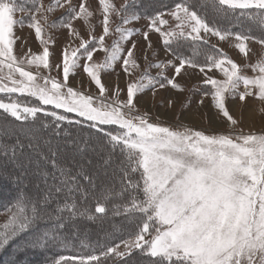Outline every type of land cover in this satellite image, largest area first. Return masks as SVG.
Returning <instances> with one entry per match:
<instances>
[{
  "label": "snow or ice",
  "instance_id": "6c2138e0",
  "mask_svg": "<svg viewBox=\"0 0 264 264\" xmlns=\"http://www.w3.org/2000/svg\"><path fill=\"white\" fill-rule=\"evenodd\" d=\"M138 3L124 0L117 7L113 0H98L102 32L97 37L91 24L95 13L86 0L78 5L73 0L48 4L30 0V7L17 0H0V110L24 122L19 128H9L6 119L0 122V152L25 171V150L28 166L34 163V154L43 183L37 195L18 192L7 222L0 226V248L25 232L33 233L28 246L58 244L65 222L72 223L77 216L92 220L95 214H107L110 207L114 216H123L131 226L128 238L114 246L101 245L98 254L61 257L55 264H68L69 259L78 264H264V131L238 128L227 106L229 98L237 97L239 107L249 97L264 104V53H254L250 47L255 42L264 48V0H179L167 13L155 10L144 17L147 30L142 35L151 50L149 33H158L165 58L145 55L143 66L135 53L137 43L130 39L141 29L127 27L141 18ZM57 9L62 10L59 18L50 20ZM165 15L176 21L174 26H169ZM77 20L88 27V39L74 26ZM233 21L239 31L233 29ZM244 21L256 22L260 34H254L252 26H243ZM17 25L34 30L41 52L15 54ZM49 28L68 32L70 42L55 65L62 80L40 72L41 66L49 72L53 67L49 45L55 41L47 33ZM109 36L115 37L111 45L105 42ZM213 37L232 42L244 63L211 43ZM126 42L131 46L125 49ZM186 47L195 55L186 54ZM97 51L105 54L99 62L94 60ZM253 55L257 58L250 62ZM157 56L152 51V57ZM117 62L126 78L139 73L127 80L123 100L124 90L118 84L108 95L101 76L114 71ZM31 66L35 72L29 70ZM81 66L99 90L97 95L68 85ZM188 68L203 74L200 103L203 97L211 98L212 106L232 126L227 133L173 128L138 112L135 99L147 89L153 94L168 87L183 92L178 77ZM260 111L264 113V108ZM65 124L86 128L88 135L71 136ZM45 129L63 135L64 144L46 139ZM6 140L12 142L10 149ZM101 175L111 181L101 180ZM42 222L50 226L40 229Z\"/></svg>",
  "mask_w": 264,
  "mask_h": 264
},
{
  "label": "rangeland",
  "instance_id": "374dc122",
  "mask_svg": "<svg viewBox=\"0 0 264 264\" xmlns=\"http://www.w3.org/2000/svg\"><path fill=\"white\" fill-rule=\"evenodd\" d=\"M45 4L49 3V0H43ZM74 3L78 5L79 0H73ZM113 2L119 7L124 3V0H113ZM17 3H23L26 7H30V0H17ZM87 5L90 10H92L95 15L91 19V24L94 28L92 32L93 35L99 37L102 32V27L99 23L101 20V15L99 13L98 0H86ZM137 10L140 12V7H137ZM169 9L163 11L165 13L168 12ZM60 9H57L49 19H57L61 14ZM141 14V13H140ZM17 17L20 16V13L17 12L15 14ZM169 21V26H174L176 21H174L170 16L165 15L164 17ZM114 24L117 23L116 18L113 17ZM147 20L141 14V18L137 21H131L127 27L139 28L141 32L135 33L130 39L135 40L137 43V47L135 49L136 56L139 58V63L141 66L144 64V56L147 55L149 59H163L165 58V50L160 40L159 34L155 32L149 33V38L152 42L153 48L148 50V45L144 41L143 31L146 29ZM74 26L79 30L81 36L84 39H88L89 37V29L82 21H75ZM114 26V25H113ZM167 27V26H166ZM15 36L19 39L14 44V52L19 57L24 55V53L31 50L34 53H39L42 51V47L39 44L35 37L34 30L28 28L26 25L21 28L20 26L14 27ZM48 35L52 37L55 41L53 44L49 45L50 49V62L53 65L51 72L43 69L41 66L40 72L42 75H51L57 77L58 79H63L62 73H59L55 67L61 61V50L67 45L70 40L68 37L67 29L64 28H49L47 29ZM258 35L260 33H257ZM114 36L106 37V44L111 45L114 40ZM79 40H75L74 44L78 45ZM211 43L218 44L220 48H222L225 52L228 53L234 60L238 63H244V58L241 54H239L238 50L231 46L232 42H220L217 38H211ZM130 42H126L124 44L125 49L130 47ZM254 53H264V48H261L255 42L250 44ZM152 51L158 53L157 57H152ZM103 51H97L94 53V60L99 62L104 58ZM171 58V57H167ZM257 57L253 55L250 62H254ZM81 65L83 64V60L80 61ZM29 70L33 72L36 71L35 66H31ZM157 70L152 69V73L155 74ZM248 74H251L250 69H245ZM4 72H7V69H4ZM173 69H168L167 74L169 76L172 75ZM212 75H216L219 78V73L213 72ZM139 73L137 72L135 75L131 77H125L123 72L121 71L120 62L115 64V70L110 72H102V82L109 89L108 95L111 96L112 90L119 85L120 89L124 91L121 92L120 99L126 98V82L127 80H134ZM18 76V74H17ZM203 78V74H200L198 69L188 68L184 71L180 77H178V82L181 83L184 87V91L180 92L170 87L160 90L157 89L155 94H153L152 89L145 90L141 95L137 96L135 99L136 107L139 113H148L152 118L153 122L156 121V118H159L160 122H163L166 126L169 127H178L184 126L189 127L194 130L205 131L206 134H214V133H227V131L232 127L231 124L226 120L225 117L220 115L216 109L212 106L210 97H203V103H200L201 96V86L200 81ZM43 83V80L40 81ZM68 85L79 89L83 92L90 93L93 96L97 95L99 90L95 86L94 83L89 82V78L83 72V68L78 67L75 69V74L71 75L68 80ZM50 87V85H49ZM2 96V94H0ZM20 99H24L28 102H36L32 98L20 97ZM171 101V103H169ZM241 102L238 97L235 99L229 98L228 100V108L230 114L233 115L235 119L238 121L237 127L243 129L245 132L255 131L260 133L264 131V113L260 111L261 108H264V104H262L259 100L254 97H249L247 100V104L243 107H239ZM52 107V106H50ZM63 112V110H60ZM135 114V113H134ZM75 116V114H71ZM82 119V118H81ZM192 120V121H191ZM116 126H112L115 128ZM13 168L21 177L20 181H17L18 185H24L25 182L28 181L29 175L26 172H23L18 166L13 163ZM14 192V190H13ZM9 215L8 210L0 212V226L7 222V217ZM127 239V238H126ZM121 242V241H120ZM119 242V243H120ZM117 243V244H119ZM120 250H123L121 247ZM31 260V258L29 259ZM11 262H3L2 264H9Z\"/></svg>",
  "mask_w": 264,
  "mask_h": 264
},
{
  "label": "trees",
  "instance_id": "16d2710c",
  "mask_svg": "<svg viewBox=\"0 0 264 264\" xmlns=\"http://www.w3.org/2000/svg\"><path fill=\"white\" fill-rule=\"evenodd\" d=\"M176 2H179V0H139L137 7H140V13L145 17L146 15H151L157 9L165 11ZM162 5H167L168 7H162ZM243 26H252L254 34L258 35L257 33L259 32L255 30L256 22L244 21ZM233 29L235 31L240 30L237 21H233ZM185 51L186 54L195 55L191 47H186ZM198 58L202 59L203 57L200 56ZM47 107L51 109L50 106ZM40 115L42 117V114ZM68 115L75 117L71 114ZM4 119L8 121L7 126L9 128L13 126L16 128L24 126V122L15 121V118L7 116L0 110V122ZM50 120L51 118H48L49 122ZM43 122L42 119L41 123ZM105 127L113 129L112 126ZM63 128H66L67 132L74 137H79L81 135L86 137L88 135V130L80 126H68L65 124ZM42 134L46 139H51L53 144H64L63 135L57 137L52 133L51 129L43 130ZM93 136L95 138V133H93ZM5 143L10 149L11 140H6ZM69 150H71V148H69ZM27 157L28 151L25 150L24 163L27 170L25 171L24 168H19L29 175V179L24 185H18L17 181L13 179V177L18 175V173L12 169L14 162L9 156L0 152V212L9 209L15 201L19 191L26 190L32 195H37L43 188L42 177L37 173L35 155L33 154L32 158L34 163L31 166L27 165ZM15 165L18 166V163H14V166ZM41 167H43V165H41ZM44 170L47 171L46 168ZM101 180L111 181V177L101 175ZM82 183L85 182L82 181ZM38 185L40 186L39 188ZM117 190H119L118 186ZM77 202L79 203V199ZM88 202L91 203L90 198ZM94 208L95 204L92 203L93 213ZM95 217V219L89 220L86 216H77L74 222H65L67 226L61 230V242L58 244L49 243L43 248L28 246L27 242L32 240L33 233H22L15 237L4 248H0V264L3 262H11L9 264H55L56 261H60L61 257L70 258L86 254H98L101 245L114 246L121 240L128 238L127 233L131 230V226L123 216H114L110 207L107 214H95ZM48 226H50V222H42L38 225L40 229ZM30 258L31 260H29ZM138 258L139 256L137 254L134 259ZM61 264H64V262L61 261ZM68 264H78V262L69 259Z\"/></svg>",
  "mask_w": 264,
  "mask_h": 264
},
{
  "label": "bare ground",
  "instance_id": "6f19581e",
  "mask_svg": "<svg viewBox=\"0 0 264 264\" xmlns=\"http://www.w3.org/2000/svg\"><path fill=\"white\" fill-rule=\"evenodd\" d=\"M192 121V120H191Z\"/></svg>",
  "mask_w": 264,
  "mask_h": 264
}]
</instances>
